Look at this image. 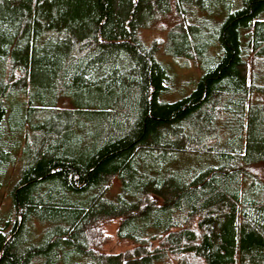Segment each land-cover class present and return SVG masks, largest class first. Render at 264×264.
<instances>
[{
  "label": "trees",
  "instance_id": "1",
  "mask_svg": "<svg viewBox=\"0 0 264 264\" xmlns=\"http://www.w3.org/2000/svg\"><path fill=\"white\" fill-rule=\"evenodd\" d=\"M262 164L264 0H0V264H264Z\"/></svg>",
  "mask_w": 264,
  "mask_h": 264
},
{
  "label": "rangeland",
  "instance_id": "2",
  "mask_svg": "<svg viewBox=\"0 0 264 264\" xmlns=\"http://www.w3.org/2000/svg\"><path fill=\"white\" fill-rule=\"evenodd\" d=\"M172 16H166L153 22L151 26L141 30V36L146 45H151L155 40L164 39L167 28L172 24ZM157 59L165 66L169 78L166 81L167 90L160 94V99L163 101H174L188 93L196 85L203 70L194 61L184 57L175 58L173 56L166 55L161 48L156 51ZM59 105H70L67 100L63 99L59 102ZM181 159L183 166H189L192 169H201L207 166V161L203 157L188 154ZM264 174V164L257 167ZM119 181L113 180L111 187L107 193L108 197H113L118 191ZM10 185L0 188V204L2 225L6 220H12L14 218V210L12 208V201L10 197ZM117 224L111 223L105 229L107 240L102 244L101 249L104 251H120L124 247L129 245L128 241H119L115 238L114 233Z\"/></svg>",
  "mask_w": 264,
  "mask_h": 264
}]
</instances>
